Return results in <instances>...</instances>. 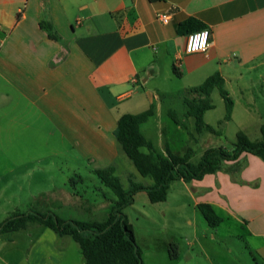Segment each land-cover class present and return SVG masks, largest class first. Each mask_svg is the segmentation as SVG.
<instances>
[{
    "label": "crops",
    "instance_id": "crops-1",
    "mask_svg": "<svg viewBox=\"0 0 264 264\" xmlns=\"http://www.w3.org/2000/svg\"><path fill=\"white\" fill-rule=\"evenodd\" d=\"M159 12L170 20L161 22ZM44 18L59 39L41 28ZM189 18L210 30L206 53L185 50L190 31L179 26ZM261 66L264 0H0V149L11 157L29 148L58 152L61 144L92 170L117 171L123 114L152 106L150 117L161 116L181 92L167 89L174 79L186 89L215 72L225 86L242 81L240 92L250 93V84L264 82ZM185 183L199 192L197 204L264 236L263 159L244 152ZM39 228L41 264H49L53 230Z\"/></svg>",
    "mask_w": 264,
    "mask_h": 264
},
{
    "label": "rangeland",
    "instance_id": "rangeland-1",
    "mask_svg": "<svg viewBox=\"0 0 264 264\" xmlns=\"http://www.w3.org/2000/svg\"><path fill=\"white\" fill-rule=\"evenodd\" d=\"M259 69L264 74V66ZM180 83L174 79L169 84L167 89L181 92L170 96L162 115L150 117L141 126L160 153H165L167 141L174 152L188 153L196 162L207 147L222 146L230 150L240 130L251 140L261 138L264 82L250 84V93L240 92L244 87L238 84H246L242 81L226 86L234 101L228 120L224 119V99L217 88L212 91L210 97L214 107L206 111L205 121L218 131L217 134L196 132L194 118L187 115L184 102L187 88H181ZM169 109H174L185 120L187 130L173 122L168 115ZM67 150L60 144L58 152L51 148H29L21 156L12 154L10 157L0 149V222L15 211L29 210L51 211L67 219L85 221H101L108 217L115 194L85 161L74 157V151ZM121 154L116 160V174L124 187L129 188L131 181L144 185L153 183L151 177H144L137 171L125 153ZM197 199L199 192L183 180L171 183L165 201L151 202L145 190L135 194L134 202L123 212L134 227L143 264H264V249H259L264 246V236H255L244 224L222 212L218 213L223 219L221 224L211 226L199 210ZM39 227L47 228L37 225L15 233H1L0 264H41L42 250L38 242L42 229ZM52 232L53 238H48L51 241L47 250L51 254L49 258L55 261L59 255L58 264H83L85 260L79 244L69 235ZM52 259L49 264H53Z\"/></svg>",
    "mask_w": 264,
    "mask_h": 264
},
{
    "label": "trees",
    "instance_id": "trees-1",
    "mask_svg": "<svg viewBox=\"0 0 264 264\" xmlns=\"http://www.w3.org/2000/svg\"><path fill=\"white\" fill-rule=\"evenodd\" d=\"M40 26L51 38L59 39L52 23L47 18L40 21ZM204 27L202 22L189 18L180 24L179 30L193 31L194 28L197 30ZM215 88L219 90L225 101L224 119L228 120L231 118L234 101L219 72H215L198 86L187 88V93L184 95L187 115L194 118V128L199 134L218 133L212 125L205 121L206 111L214 107L210 96ZM189 93L192 96L188 95ZM152 114V106L140 113H125L118 119L115 132L118 143L137 171L144 177L152 178L151 185L131 181L129 188H126L116 174V168L113 165L96 168L93 172L116 196L106 219L85 221L67 219L51 211H15L0 222V234L42 225L59 235L71 236L79 244L85 264H143L142 250L137 243L134 227L123 212L125 207L134 202L138 191L145 190L151 202H161L167 199L170 185L175 180L185 182L201 180L205 175L221 170L224 162L237 161L244 152L264 160V124L261 126L260 139L251 140L244 131L240 130L230 150L222 146L207 147L199 160L195 162L190 159L188 153L174 152L167 141H165L164 154L157 150L154 143L141 130V124ZM168 115L176 125L182 129H188L185 120L174 109H169ZM143 148L147 151H143ZM197 205L211 226L216 227L221 224L222 217L210 203L202 202Z\"/></svg>",
    "mask_w": 264,
    "mask_h": 264
},
{
    "label": "built area",
    "instance_id": "built-area-1",
    "mask_svg": "<svg viewBox=\"0 0 264 264\" xmlns=\"http://www.w3.org/2000/svg\"><path fill=\"white\" fill-rule=\"evenodd\" d=\"M157 18L167 23L170 20V15L166 13H157ZM210 45V30L208 28H201L198 30L190 31L186 39V52L187 53H206Z\"/></svg>",
    "mask_w": 264,
    "mask_h": 264
}]
</instances>
